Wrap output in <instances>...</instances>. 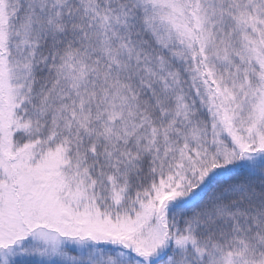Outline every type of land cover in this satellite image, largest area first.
Wrapping results in <instances>:
<instances>
[{"label": "snow or ice", "instance_id": "6c2138e0", "mask_svg": "<svg viewBox=\"0 0 264 264\" xmlns=\"http://www.w3.org/2000/svg\"><path fill=\"white\" fill-rule=\"evenodd\" d=\"M0 264H264V0H0Z\"/></svg>", "mask_w": 264, "mask_h": 264}]
</instances>
